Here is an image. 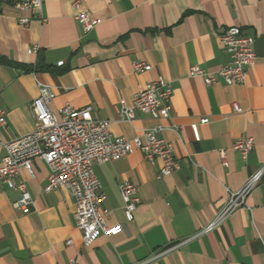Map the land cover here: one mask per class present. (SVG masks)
I'll use <instances>...</instances> for the list:
<instances>
[{
  "label": "crops",
  "instance_id": "0c3cea01",
  "mask_svg": "<svg viewBox=\"0 0 264 264\" xmlns=\"http://www.w3.org/2000/svg\"><path fill=\"white\" fill-rule=\"evenodd\" d=\"M74 1L21 9L0 0V109L6 111L0 141L32 131L30 103L40 83L53 92L48 108L56 116L65 104L90 105L94 119L110 121L112 136L127 139L159 126L180 168L158 177L160 161L150 163L139 150L95 164L106 222L122 229L84 246L73 197L65 188L43 190L48 166L36 158L34 177L24 170L17 177L33 199L30 212L15 209V191L0 183V264H264V0H77L78 7ZM81 9L97 20L89 30L75 19ZM230 26L254 37L256 58L244 81L206 85L190 76L191 65L215 72L229 62L219 36ZM134 61L150 69L135 72ZM159 76L172 87L169 117L135 111L132 120L122 119L119 100L129 104ZM243 136L254 143L245 158L232 147ZM261 167L244 205L221 216L228 192ZM123 181L140 196L131 221L119 192Z\"/></svg>",
  "mask_w": 264,
  "mask_h": 264
},
{
  "label": "built area",
  "instance_id": "2783aa9c",
  "mask_svg": "<svg viewBox=\"0 0 264 264\" xmlns=\"http://www.w3.org/2000/svg\"><path fill=\"white\" fill-rule=\"evenodd\" d=\"M18 8L40 9L42 0H9ZM78 7V1L73 2ZM44 20L42 16L39 17ZM75 19L84 30H89L97 20L91 18L86 9L79 10ZM19 22L26 24L28 18L20 17ZM223 48L230 54V60L218 67L215 72L207 71L194 64L189 67L190 76H201L206 85L214 84L221 79L225 84L242 83L248 68L256 58L253 49L254 37L243 32L238 26L226 28L219 36ZM28 53H35L36 47L29 48ZM135 72H144L150 65L142 61L132 63ZM38 96L30 103L33 115L31 132L0 141L4 154L0 159V183L7 184L16 193L13 207L22 213L32 210L33 199L24 181L17 180L24 170L30 178L34 177L33 161L41 159L48 166L45 192L58 188L67 189L74 201L73 217L81 231L84 246H90L99 236H112L122 229L121 224L108 225V209L102 207L105 195L94 172V165L125 156L134 150L143 153L150 163L160 161L158 177L167 176L180 168L174 156L171 143L159 136L160 127L146 129L142 135L131 139L112 136L110 121L94 119L92 107L75 108L65 104L56 116L48 108L53 97L51 88L45 84L38 87ZM172 87L163 77L149 80L137 89L132 101L127 104L119 100L118 114L127 121L134 118L135 111L148 114L154 119L168 118L171 111ZM235 112H241L237 102L232 103ZM207 122L206 118L201 119ZM6 125V111L0 109V134ZM253 139L243 136L236 139L232 147L245 158L253 148ZM223 165H227L225 152H220ZM263 167L256 170L237 190L228 192L226 204L221 216L244 205L247 195L258 185ZM119 192L124 203L125 219L131 221L140 204L137 188L129 181L119 184ZM70 242V240L68 241ZM70 264H78L71 260Z\"/></svg>",
  "mask_w": 264,
  "mask_h": 264
}]
</instances>
